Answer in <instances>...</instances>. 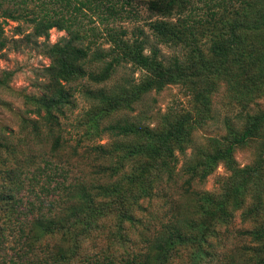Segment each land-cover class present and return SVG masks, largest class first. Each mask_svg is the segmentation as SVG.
Wrapping results in <instances>:
<instances>
[{
  "label": "rangeland",
  "instance_id": "1",
  "mask_svg": "<svg viewBox=\"0 0 264 264\" xmlns=\"http://www.w3.org/2000/svg\"><path fill=\"white\" fill-rule=\"evenodd\" d=\"M17 1L5 2L0 7L4 36L10 40L5 49L0 51V78H3V83L0 84V142L4 145L0 147V194H6L7 197L9 193L15 194V207L21 221L31 215H37V218L48 217L44 220L55 219V223L47 221L33 224L32 232L39 238L41 250L40 253L36 249L27 251L22 260L29 262L28 264H154L157 261L152 259L147 240L151 241L166 225L186 228L188 238L179 237L161 264H229L230 255L244 260L238 250L246 251L252 244L248 235L243 234V229L252 223L244 220L242 208L235 211L232 219L229 217L230 223L211 226L212 236L206 243L194 242L191 236L196 231L187 229L193 223L191 219L198 217L202 222L207 221V214L214 215V208L208 206L210 202L206 204L202 201V194L209 196L213 202L222 200L230 206L233 204L227 187L231 176L227 167L219 162L205 179L192 180L191 189L199 196L182 195V184L189 177L185 172L188 165L198 162L201 154L211 152L216 146H226L223 137L228 131L227 124L241 133L247 114H257L264 110V93L256 92L251 98L247 97L250 88L257 86L255 81L263 76L262 68L233 63L231 81L214 79L216 91L210 95L211 102L208 106L195 100L199 87L195 90L181 84L167 85L160 91L152 90L145 94L133 104L132 109L117 110L110 116L99 119L97 127H92L89 113L92 103L86 98L84 91L97 88L110 90L125 80L137 79L139 71L127 64L120 66L106 84L94 85L86 79L72 82V103L59 118L60 126L55 130V135L60 137V146L53 150L54 137L47 129L41 128V134L35 136L29 127V105L25 102V95L40 93L44 67L48 65L49 59L42 48H37L32 41H11L30 32L32 26L27 21L29 15H21L22 18L16 20L9 17L12 14L16 17L20 13L18 10L12 12L13 9H19ZM191 1L201 9L207 0ZM135 2L134 13L129 19L115 24L127 28L129 35L135 36L138 30H142L143 34L154 41L148 27V22L154 17L147 11L144 0ZM63 35V31L51 29L49 43H54ZM207 39V36L202 38L203 41ZM159 47L165 56L179 52L168 46ZM257 81L260 87L264 85V80ZM176 114H189L192 128L186 139L185 153L175 151L178 161L173 168L175 175L171 180L167 177L168 172L158 166L160 156L154 157L156 152H145L148 147L141 137H121L103 131L104 126L115 123H135L156 129L162 124L164 117L171 119ZM98 145L105 146L106 150H115L116 152L111 153L114 157L103 158L97 155L93 148ZM122 158L124 163L121 165V172L99 171V168L110 166L111 162L117 168ZM233 158L239 167L263 163L264 124L245 143L235 146ZM128 174L135 178L134 183L141 185L138 189L137 186H125V181L122 180V185L118 188L124 192L121 196L115 194L117 188L111 193V209L105 211V216L92 212L84 215L82 209L86 211V207H83L85 204L77 197L83 188L96 196L97 186L112 188L120 177ZM258 174L260 183H264V171ZM13 179L15 180L12 181ZM150 179V191L145 190L137 198L140 188L147 186L145 182ZM6 201L7 198L0 204L8 208L11 200L8 203ZM202 204L205 205V210H202ZM72 207L79 208V215L76 214L71 221L65 222L66 218L71 217L69 213ZM174 212L176 216L172 218ZM0 213L2 214L1 209ZM7 214L11 215L9 212ZM132 222L135 224L132 225ZM91 224L95 226L90 228ZM123 226L128 227L122 237ZM51 229L55 233L50 232ZM107 230L115 235L105 236ZM199 230L202 231L203 228ZM9 234V240L12 241L13 233ZM66 236L70 238L68 243L63 242ZM125 237L127 241L123 242ZM59 247L65 250L66 258L53 263ZM9 257L10 255L7 259ZM19 262L18 258H14L9 264Z\"/></svg>",
  "mask_w": 264,
  "mask_h": 264
},
{
  "label": "trees",
  "instance_id": "2",
  "mask_svg": "<svg viewBox=\"0 0 264 264\" xmlns=\"http://www.w3.org/2000/svg\"><path fill=\"white\" fill-rule=\"evenodd\" d=\"M10 1L13 0H0V7ZM135 1H17L19 9H13L12 12L18 10L20 13L16 17L10 14L9 17L16 20L22 18L21 15H29L27 21L32 26L30 32L11 41L23 39L32 41L37 48H42V52L49 59L48 65L44 67V81L40 84V93L25 95V102L29 105L27 108L30 114L29 127L35 136L41 134V128L47 129L54 137L53 150L60 146V137L55 135V130L60 126L59 118L72 103L70 84L83 79L94 85L106 84L120 66L129 64L135 71H139L140 75L137 79L125 80L110 90L97 88L84 91L86 98L92 103L89 112L92 127H97L99 119L108 117L117 110L132 109L133 104L141 100L145 94L152 90L160 91L167 85L181 84L195 90L199 87L195 100L208 106L211 102L210 95L216 91L214 79L231 81L233 79L231 65L235 62L242 66L261 67L263 76L257 80H264V0H207L201 9L191 0H144L147 11L154 17L148 22L154 41L143 34L142 30H138L135 36L129 35L130 31L127 28L115 24L129 19L134 13ZM100 25L103 27L100 28ZM53 28L63 31L64 35L54 43H49V31ZM204 36L208 37L205 41L202 40ZM9 42L10 40L4 36V28L0 22V51L4 50ZM162 45L177 49L179 52L165 56L159 47ZM257 80L255 81L257 86L248 91V98L256 92L264 93V85L260 87ZM2 83L3 78H0V84ZM246 117L247 121L241 133H237L230 124H227L228 131L223 137L225 147L216 146L211 152L201 154L198 162L187 166L185 172L189 177L182 184V195L199 196L200 194L191 189L192 180L205 179L216 165L222 162L231 172L227 187L233 204L230 206L222 200L213 202L209 196L202 194V201L206 204L210 202L208 206L214 208V215L207 214V221L202 222L198 217L191 219L193 223L187 229L199 232L192 234L191 239L197 243H206L212 236L211 226L230 223L229 217L232 219L235 211L242 208L244 220L252 223L243 229V234L248 235L252 244L246 251L238 250L244 260H238L235 255H230L229 264H264V183H260L258 174L264 171V161L255 166L239 167L233 158L235 146L245 143L264 124V110L257 114H247ZM191 120L189 114H176L171 119L164 117L162 124L156 129L135 123H115L104 126L103 131L121 137H141L148 147L145 152H156L154 157L160 156L161 162L158 166L168 172L167 177L171 180L175 175L173 168L178 161L175 151L185 153L186 139L192 128ZM2 146L4 145L0 142V147ZM93 150L100 157H114L111 153L115 150H106L103 145L95 146ZM123 163L122 158L117 168L114 167L116 164L111 162L110 166L99 168V171L121 172ZM118 180L112 188L97 186L96 196L84 188L79 192L77 197L85 204L83 207H86V211L82 209L84 215L92 212L105 216V211L111 209L109 204L111 193L122 185V180L125 181V186H137V189L141 186H138L137 182L134 183L135 178L129 174ZM150 181L151 179L145 182L147 186L140 188L137 198L142 196L145 190L150 191ZM123 189L125 190L124 186ZM122 192L124 191L118 188L115 194L121 196ZM9 194L8 197L6 194H0V202L5 198H7L5 203L11 200L8 208L0 204L2 210L0 264H9L14 258H18L20 261L18 264H25L27 262L22 259L27 251L36 249L40 253L41 250L42 244L39 243L35 232H32L33 224L47 221L55 223V219L44 220L48 217L37 218V215H31L22 221L19 220L15 194ZM204 206L202 204V210H205ZM78 210L79 208L72 207L69 213L71 217L64 221L69 222L76 214L79 215ZM8 212L11 215L7 214ZM175 212L172 213V218L176 216ZM134 224L135 222H132V225ZM94 226L91 224L90 228ZM127 227H122V237ZM163 228L165 229L160 230L151 241L147 240L152 259L157 261L154 264H161L164 261L179 237L188 238L186 228L175 225L171 227L166 225ZM200 228L203 230L200 231ZM135 229L137 230V226ZM107 231L105 236L115 235L111 230ZM10 232L13 233L12 241L9 240ZM50 232L55 233L53 229ZM69 239L66 236L63 242L68 243ZM125 241L126 237L123 242ZM56 254L53 263L65 260V250L62 247L57 249ZM8 255L10 257L7 259Z\"/></svg>",
  "mask_w": 264,
  "mask_h": 264
}]
</instances>
